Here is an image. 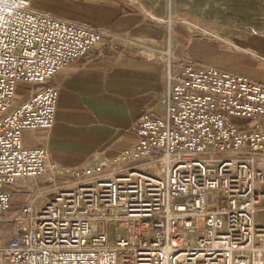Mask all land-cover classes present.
<instances>
[{
    "label": "built area",
    "instance_id": "2783aa9c",
    "mask_svg": "<svg viewBox=\"0 0 264 264\" xmlns=\"http://www.w3.org/2000/svg\"><path fill=\"white\" fill-rule=\"evenodd\" d=\"M108 33L0 0V220L8 187L45 172L47 148L22 135L54 125L50 81ZM164 64L165 115L143 112L136 144L68 169L42 207L33 192L0 264H264V82L169 52ZM21 82L39 87L14 105Z\"/></svg>",
    "mask_w": 264,
    "mask_h": 264
},
{
    "label": "crops",
    "instance_id": "0c3cea01",
    "mask_svg": "<svg viewBox=\"0 0 264 264\" xmlns=\"http://www.w3.org/2000/svg\"><path fill=\"white\" fill-rule=\"evenodd\" d=\"M32 2L59 17L102 25L109 33L86 56L69 63L50 81L59 89L54 125L23 131L26 146L47 148L46 168L41 176L20 178L8 187L12 205L0 220V246L8 243L4 235L33 192L40 191L36 207H42L67 181L68 169L87 164L97 155L117 156L136 144L137 122L143 112L156 116L166 113L167 72L162 54L166 52L168 31L164 23L125 0ZM185 31L174 30L173 52L171 48L168 51L174 64L183 59V47L187 46V55H196L197 62L264 82V32H234L228 48L222 49L199 38L187 39ZM199 48L214 52L215 62L202 61L204 58L197 55ZM38 87L19 83L13 104L28 98ZM256 218L264 223V207Z\"/></svg>",
    "mask_w": 264,
    "mask_h": 264
},
{
    "label": "rangeland",
    "instance_id": "374dc122",
    "mask_svg": "<svg viewBox=\"0 0 264 264\" xmlns=\"http://www.w3.org/2000/svg\"><path fill=\"white\" fill-rule=\"evenodd\" d=\"M36 1V0H33ZM140 9H144L153 20L164 23L167 28L165 41V60L169 49L174 46V30L184 28L190 38H199L210 45L219 46L222 49L228 48L227 42H232L231 34L239 30L248 33L264 32V0H125ZM33 6L34 3L32 2ZM36 7V6H35ZM38 8V7H37ZM172 19V21H171ZM194 23V24H191ZM170 28V33H169ZM172 28V32H171ZM184 37V38H186ZM189 45V44H188ZM171 46V47H170ZM184 48L183 59H192ZM170 51V52H171ZM173 52V51H172ZM211 50L199 48L197 55H200L205 62H215L216 54ZM253 58L251 54H247ZM202 59V58H199ZM221 60V59H219ZM239 124L253 125L258 120L235 119ZM66 181L64 180L63 183ZM62 183V184H63ZM203 220H200L202 226ZM14 222L10 230L5 233V239L13 234ZM3 236H0L2 239ZM1 241V240H0Z\"/></svg>",
    "mask_w": 264,
    "mask_h": 264
}]
</instances>
